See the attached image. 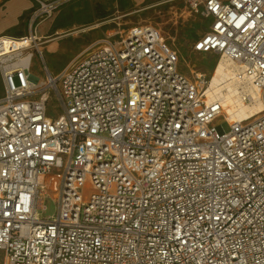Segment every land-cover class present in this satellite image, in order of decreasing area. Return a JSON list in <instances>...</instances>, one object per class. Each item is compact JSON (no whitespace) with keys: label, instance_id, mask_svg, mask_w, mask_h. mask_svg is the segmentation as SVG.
Here are the masks:
<instances>
[{"label":"built area","instance_id":"obj_1","mask_svg":"<svg viewBox=\"0 0 264 264\" xmlns=\"http://www.w3.org/2000/svg\"><path fill=\"white\" fill-rule=\"evenodd\" d=\"M34 1L29 34L0 36V264H264V109L228 119L212 75L184 72L152 22L42 78L37 29L68 0ZM188 2L210 20L194 51L231 61L264 104V0Z\"/></svg>","mask_w":264,"mask_h":264},{"label":"rangeland","instance_id":"obj_2","mask_svg":"<svg viewBox=\"0 0 264 264\" xmlns=\"http://www.w3.org/2000/svg\"><path fill=\"white\" fill-rule=\"evenodd\" d=\"M188 1L146 0L135 6L121 0H68L52 18L38 26L39 42L45 57L40 54L34 57L33 71L44 78L46 61L51 71L57 73L113 27L124 31L134 24L152 22L161 25L175 38L184 72L194 70L211 76L217 57L193 49L194 41L209 29L210 20L193 11ZM3 91L0 75V95ZM49 106L51 114L60 113L54 94ZM216 124H223L229 130L223 118L217 119ZM44 203L46 208L41 210L43 217L57 213L58 203L52 197L47 196Z\"/></svg>","mask_w":264,"mask_h":264},{"label":"bare ground","instance_id":"obj_3","mask_svg":"<svg viewBox=\"0 0 264 264\" xmlns=\"http://www.w3.org/2000/svg\"><path fill=\"white\" fill-rule=\"evenodd\" d=\"M91 29V28H90ZM239 80L237 68L231 61L222 59L217 63L207 89L209 100H220L223 113L231 121L248 119L264 109L260 93L249 83ZM248 91L254 99L252 103L243 101L242 91Z\"/></svg>","mask_w":264,"mask_h":264},{"label":"crops","instance_id":"obj_4","mask_svg":"<svg viewBox=\"0 0 264 264\" xmlns=\"http://www.w3.org/2000/svg\"><path fill=\"white\" fill-rule=\"evenodd\" d=\"M141 5L146 0H121ZM36 7L34 0H0V36H23L31 31L30 16Z\"/></svg>","mask_w":264,"mask_h":264}]
</instances>
